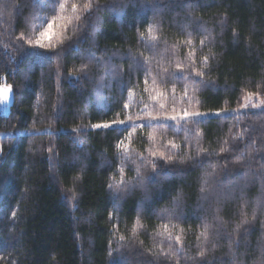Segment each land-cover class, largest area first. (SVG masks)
I'll list each match as a JSON object with an SVG mask.
<instances>
[{
  "label": "trees",
  "instance_id": "16d2710c",
  "mask_svg": "<svg viewBox=\"0 0 264 264\" xmlns=\"http://www.w3.org/2000/svg\"><path fill=\"white\" fill-rule=\"evenodd\" d=\"M2 86L0 264H264V0H0Z\"/></svg>",
  "mask_w": 264,
  "mask_h": 264
},
{
  "label": "snow or ice",
  "instance_id": "6c2138e0",
  "mask_svg": "<svg viewBox=\"0 0 264 264\" xmlns=\"http://www.w3.org/2000/svg\"><path fill=\"white\" fill-rule=\"evenodd\" d=\"M73 8L75 9V5H73ZM53 11H55L54 7H53ZM96 11H99V6L96 7ZM44 23L47 25V27L43 30V31H40L39 32V37L36 39L35 43L37 45V47L39 49H44L45 48V44L43 43L44 40L48 39L50 40L51 39V36L53 35V28H54V21L53 22H50V21H44ZM152 29L150 28L149 29V32H151ZM155 39V37H153ZM189 43H191V41H189ZM203 43V42H202ZM204 61L205 63H207V57L204 58ZM196 76H201V73L197 72L195 73ZM4 91L7 92L9 91V88L6 86L4 88ZM251 95V94H249ZM161 108L164 107L163 104L160 105ZM204 114L200 113V112H187V111H184L183 113H176L174 110L172 112V114H167V113H160V114H156V115H152L151 116V119L152 120H156V121H159V120H169V121H177V120H188L189 118H192V117H200ZM216 115H219V113H217ZM199 122V121H197ZM117 123L116 121H113V124ZM120 124H123V121H120L119 122ZM93 127L95 128H109L110 125L105 123L103 125L101 124H95ZM125 131H127V128L124 129ZM175 146V145H173ZM161 159H164V157H161ZM153 165L155 166V160H153ZM162 166V165H161ZM149 182H155V176H152V177H149ZM141 183H143V181H141ZM205 185L207 184V180L204 181ZM109 187H112L111 185H109ZM204 189L202 188V191ZM217 219H219L217 217ZM167 225H164V228L167 229ZM211 227V225H209L207 222H204L203 224V231L201 233L202 236L205 237V239H207L208 237V230L209 228ZM176 241L179 243L180 242V237L177 236L175 237ZM205 253L204 251L202 250L200 252V256L201 257H204Z\"/></svg>",
  "mask_w": 264,
  "mask_h": 264
},
{
  "label": "rangeland",
  "instance_id": "374dc122",
  "mask_svg": "<svg viewBox=\"0 0 264 264\" xmlns=\"http://www.w3.org/2000/svg\"><path fill=\"white\" fill-rule=\"evenodd\" d=\"M54 31H55V29L53 28V30H52L53 34H54ZM46 40H48V39H46ZM46 40H44V41H46ZM5 87L6 86H2L0 88V97H1L0 113L3 116H7L10 113V108H11V105H12V102H13L12 88L7 86L9 88V91L5 92L4 91ZM249 110H253V111L264 110V101L262 99H260L259 97H257V96H248L245 99L243 107L240 110H238V111H230V112L224 113V114L243 113V112L249 111ZM216 114L217 113H212V114H209V115L205 114V115L200 116L199 118H205L206 116L216 117V116H219L222 113H219V115H216ZM192 118H198V117H192ZM159 121L170 122L169 120H159ZM177 121H183V120H177ZM154 122H157V121L155 120ZM127 125L142 126V124L128 123V124H113V125H110L109 128L116 127V126L123 127V126H127ZM105 129H107V128H105Z\"/></svg>",
  "mask_w": 264,
  "mask_h": 264
}]
</instances>
